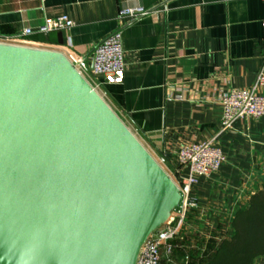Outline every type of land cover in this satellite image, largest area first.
<instances>
[{
  "label": "water",
  "instance_id": "1",
  "mask_svg": "<svg viewBox=\"0 0 264 264\" xmlns=\"http://www.w3.org/2000/svg\"><path fill=\"white\" fill-rule=\"evenodd\" d=\"M180 200L62 51L0 43V264H136Z\"/></svg>",
  "mask_w": 264,
  "mask_h": 264
},
{
  "label": "crops",
  "instance_id": "2",
  "mask_svg": "<svg viewBox=\"0 0 264 264\" xmlns=\"http://www.w3.org/2000/svg\"><path fill=\"white\" fill-rule=\"evenodd\" d=\"M137 5L166 10L122 28L125 78L106 87L110 103L173 169L181 145L216 137L227 161L201 177L193 194L199 214L232 218L264 184V116L221 132L219 97L256 80L264 57V0H0V34L67 15L72 28L28 39L37 48L86 55L120 29L121 8ZM254 264H264V256Z\"/></svg>",
  "mask_w": 264,
  "mask_h": 264
},
{
  "label": "built area",
  "instance_id": "3",
  "mask_svg": "<svg viewBox=\"0 0 264 264\" xmlns=\"http://www.w3.org/2000/svg\"><path fill=\"white\" fill-rule=\"evenodd\" d=\"M163 10L166 8L162 6L152 9L141 5L123 7L118 14L120 29L98 42L90 53L78 56L69 51H62L110 107L112 105L106 87L121 84L125 78L126 66L122 28ZM74 25L75 21L67 15L45 17L37 29L25 27L18 34H0V43L37 47L33 41L28 39L35 32L49 34L55 31L68 30ZM262 25L264 28V21ZM68 44L72 46L70 40ZM169 98L172 97L169 96ZM219 101L222 106L221 132L230 130L238 120L263 117L264 57L260 71L251 87L226 91L220 94ZM112 109L119 115L113 107ZM119 117L122 119L120 115ZM131 131L177 184L181 193L180 204L174 210L170 220L149 236L141 247L136 262V264H163L164 259L169 258L174 253L175 241L180 237L179 232L184 225L188 210L199 207L198 199L193 194L194 186L201 177H209L218 172L226 163L227 156L217 143L216 137L210 140L183 144L177 152L178 165L173 169L169 166L166 155L157 156L149 149L143 133L132 129Z\"/></svg>",
  "mask_w": 264,
  "mask_h": 264
},
{
  "label": "trees",
  "instance_id": "4",
  "mask_svg": "<svg viewBox=\"0 0 264 264\" xmlns=\"http://www.w3.org/2000/svg\"><path fill=\"white\" fill-rule=\"evenodd\" d=\"M232 233L211 246L207 264H254L264 256V184L231 218Z\"/></svg>",
  "mask_w": 264,
  "mask_h": 264
},
{
  "label": "rangeland",
  "instance_id": "5",
  "mask_svg": "<svg viewBox=\"0 0 264 264\" xmlns=\"http://www.w3.org/2000/svg\"><path fill=\"white\" fill-rule=\"evenodd\" d=\"M231 217L212 221L198 213L197 209H190L186 214L179 238L175 241L174 253L165 258L163 264H202L211 246H215L225 237H230Z\"/></svg>",
  "mask_w": 264,
  "mask_h": 264
}]
</instances>
